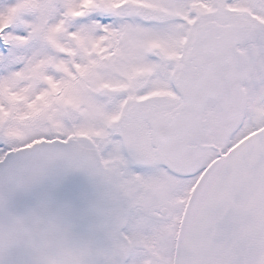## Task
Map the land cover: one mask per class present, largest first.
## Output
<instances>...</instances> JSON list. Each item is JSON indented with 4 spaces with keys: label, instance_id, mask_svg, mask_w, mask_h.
<instances>
[{
    "label": "snow or ice",
    "instance_id": "obj_1",
    "mask_svg": "<svg viewBox=\"0 0 264 264\" xmlns=\"http://www.w3.org/2000/svg\"><path fill=\"white\" fill-rule=\"evenodd\" d=\"M0 264H264V0H0Z\"/></svg>",
    "mask_w": 264,
    "mask_h": 264
}]
</instances>
